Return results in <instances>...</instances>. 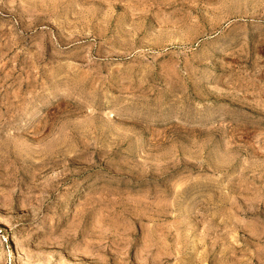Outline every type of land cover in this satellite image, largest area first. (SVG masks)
<instances>
[{
  "label": "rangeland",
  "instance_id": "1",
  "mask_svg": "<svg viewBox=\"0 0 264 264\" xmlns=\"http://www.w3.org/2000/svg\"><path fill=\"white\" fill-rule=\"evenodd\" d=\"M0 264H264V0H0Z\"/></svg>",
  "mask_w": 264,
  "mask_h": 264
}]
</instances>
